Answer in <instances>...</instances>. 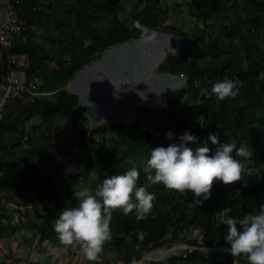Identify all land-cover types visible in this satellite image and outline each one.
I'll use <instances>...</instances> for the list:
<instances>
[{"label":"trees","instance_id":"1","mask_svg":"<svg viewBox=\"0 0 264 264\" xmlns=\"http://www.w3.org/2000/svg\"><path fill=\"white\" fill-rule=\"evenodd\" d=\"M72 1L78 33L67 36L71 39L68 46L61 45L58 55L60 71H52L50 78L46 75L49 72L48 62L56 56L44 45L37 46L28 40L27 45L15 51L29 55L31 66L28 75H38L44 81L38 87V92H56L52 97L37 95L33 102L34 108L40 111L44 119L42 126L49 132L44 142L52 140L50 125L63 112L76 126L79 143L89 150L87 169L66 177L73 183L74 179L82 177L92 182L94 191L105 176L123 173L135 166L140 169L138 184L156 193L152 208L143 217L138 216L135 209L127 214L120 209L112 211V240L108 250H116L124 256L125 264H130L133 258L139 262L144 254L158 248H169L185 241L197 245L196 237L191 235L186 240L185 236L188 232L192 234L196 231L210 246L228 247L223 240L227 226L220 221L219 210L228 206L232 209L231 215L239 218L249 212L259 211L260 205L264 204V0H197L191 15L203 25L200 34L189 38L183 33L185 39L182 50L177 56L169 58L162 67L163 70L169 68L175 75L186 74L190 80L167 109L153 115L145 130H141V122L148 113L140 114L136 124L127 130L112 123L90 129L87 108L80 103L77 95L63 87L109 47L141 37L142 30L134 21L139 20L141 24L157 31L161 16L167 10L160 5L161 0H145L143 10L137 11L133 24L128 25L114 16L117 12L114 0ZM241 1L251 10L245 16L234 13V17H227L229 12H236L240 8ZM15 3L19 13L34 26H43L44 18L51 12V5L39 10L41 4L38 0H15ZM218 17L231 21L229 24L217 23ZM111 18L114 24L103 33L99 24ZM172 30L178 31L175 28ZM68 54L70 61L65 64L63 59ZM206 60H210L209 63L202 66L200 62ZM205 75L210 79V83L204 87L207 88L204 91L194 88L193 80ZM224 77L240 81L237 96L219 99L211 92L213 83ZM190 98L194 102L188 108ZM10 129L19 133V138L15 142L13 156L0 159V190L28 192L33 204L38 206L45 200L42 197L45 188L49 187L52 191L61 184H55L51 175L53 171L39 165L27 150L18 151L26 135L24 126L20 131L17 122H0V133ZM186 129H191L199 138L198 142H203L209 132L218 131L221 141L252 149L250 157L237 155V159L245 163L242 178L230 184L214 179L210 197L199 205L193 202L194 194L190 191L180 193L166 188L161 182L150 184L143 170L151 147L163 144L155 132H161L164 145H167L170 142L166 136L168 130L176 133L173 139H178L179 134ZM116 130L118 136L115 137L112 133ZM96 136H101L103 143L94 147ZM119 143L125 147L124 151L120 149ZM141 155L144 157L140 160ZM74 191L73 186L68 187L71 206L78 203ZM53 197L63 207L60 193H54ZM43 218V238H59L52 220L47 216ZM141 232L144 233L143 238H140ZM184 253L181 251L162 261H150L148 264H234L235 260L231 254L213 259L200 250L189 252L186 257ZM237 263L249 264L244 255L237 257Z\"/></svg>","mask_w":264,"mask_h":264},{"label":"crops","instance_id":"2","mask_svg":"<svg viewBox=\"0 0 264 264\" xmlns=\"http://www.w3.org/2000/svg\"><path fill=\"white\" fill-rule=\"evenodd\" d=\"M46 1L51 5V12L47 17L51 18L53 22L43 20L41 24L43 26H34L27 33V36L31 43L37 46L44 45L50 53L56 56L55 59L48 62L49 72L46 75L50 78L52 71L58 72L61 70L58 55L61 51L62 43L68 46L71 39L67 36L78 32L76 30L74 10L71 8L72 0ZM123 1L114 0L117 7V12L114 16L121 21H125L128 25H132L135 13L142 10V8L137 7L136 10L122 14L120 3ZM172 1L174 3L177 2V0ZM178 1L181 5L185 4L188 8L187 11L182 8L184 15L186 12L191 11L189 7L192 9L194 5L192 6L191 4L195 2V0ZM38 3L41 4V0H38ZM166 16L167 13L161 16L155 40L146 41L141 36L130 42L119 43L109 47L102 55L96 57L90 64L78 71L73 79L63 87V89L67 90L66 87L71 84V90L67 91L77 95L80 103L87 108L90 129L112 123L127 130L125 127H130L129 125L133 127L140 114L148 113L147 115L153 118L156 112L167 109L170 105L168 101L173 99L170 95H176L181 90L183 81L180 76L173 74L167 66L168 69L165 70L162 67L169 58H173L180 53V42H182L181 39L184 34L186 35V32L173 31L172 29H177V27L171 25ZM196 22L199 27H203L202 23H198L197 19ZM113 24L114 21L111 18L108 22L100 23L99 27L103 33H106ZM69 61L70 55L68 54L63 59V62L68 64ZM39 93V96L52 97L56 92ZM27 99L24 98L18 102ZM55 120L51 127L52 134V128L55 123L59 122ZM4 122L5 124L17 122V126L22 124L25 128L23 117L11 123ZM43 124L44 122L41 125H34L31 130H40V136L36 139V144L30 137L32 149L44 144L45 136L49 134L45 127L42 126ZM0 134V159L8 156L11 158L19 133H15L14 129H10L4 130ZM42 136L43 138H41ZM21 149L22 147L20 146L18 151ZM51 175L54 178V183H60L61 186L52 191L49 187L45 188L42 196L45 200L40 202L38 206L33 204L28 192L23 190L18 192L0 190L5 192L8 197L12 196L10 204H6L8 200H0V264H93L92 261L84 256L79 242L65 245L59 238H43L41 234L44 226L42 224L44 221L43 217H49L54 224V214L58 216L59 212L64 208V205L60 207L56 201L48 200L47 195L50 194L53 197L56 192L61 193L60 191H62L63 193L65 190L67 192L70 186H73L75 190H78L82 185L92 187V182L87 183L82 177L74 179L75 183H73L72 180L66 177L69 176L67 174L53 172ZM45 177L46 174L44 179ZM63 197L62 195L61 200L65 204ZM71 203V198L69 197V206H71ZM37 211L38 214L36 213ZM187 234L196 235L197 238L202 237L198 231L192 234L188 232ZM109 242L110 240L105 242L103 251L108 253L111 264H125L123 255L110 256L115 250H108ZM49 244L53 245L54 250L58 253L57 256L50 254L48 251Z\"/></svg>","mask_w":264,"mask_h":264},{"label":"clouds","instance_id":"3","mask_svg":"<svg viewBox=\"0 0 264 264\" xmlns=\"http://www.w3.org/2000/svg\"><path fill=\"white\" fill-rule=\"evenodd\" d=\"M134 24L141 28L142 38L146 41L157 38L154 28L139 20ZM239 84L238 79L224 77L213 83L211 92L219 99L235 97L240 91ZM166 136L170 142L151 147L143 170L152 183L161 182L166 188L180 193L190 191L197 205L210 197L214 179L225 184L240 180L245 163L237 159V155L250 157L252 154V149L244 145L221 141L218 131L209 132L203 142H198L199 138L191 129L181 132L178 139H173L176 133L172 130H168ZM139 176L140 169L133 166L123 173L105 176L94 191L85 186L75 190L73 194L78 203L64 207L55 218L54 230L60 241L65 245L79 242L86 259L97 260L105 242L112 236L113 210L120 209L127 214L135 209L136 214L143 217L152 208L156 193L139 185ZM231 212L228 206L219 210V219L227 226L223 240L228 244V251L235 258L244 255L249 264H264V204L260 205L259 211L239 218ZM143 236L141 232L140 238ZM130 264L138 262L133 258Z\"/></svg>","mask_w":264,"mask_h":264},{"label":"built area","instance_id":"4","mask_svg":"<svg viewBox=\"0 0 264 264\" xmlns=\"http://www.w3.org/2000/svg\"><path fill=\"white\" fill-rule=\"evenodd\" d=\"M41 6H38L40 10L44 6L50 5L46 0H41ZM34 28V25L30 22L27 17L22 16L16 7L15 0L9 1L8 11L4 17L3 25L0 34V85L5 87L6 94L3 101L0 103V122L4 121L5 117L9 112L8 104L11 101H21L24 98H28L34 102V98L39 95L38 87L42 84L43 80L38 75H28V71L31 66L30 57L26 53L16 52L15 49H19L28 44L27 32ZM180 78L183 81V86L189 82L190 77L186 74H181ZM210 79L208 75L193 80V87L196 89L204 88ZM67 90H71V84L66 87ZM147 119L151 120L152 116L147 115ZM146 125H141V130H145ZM36 133H40L39 129L35 130ZM21 147L24 150L32 148L30 143V135L26 134L21 140ZM8 195L0 191V200H8ZM188 234H185L187 236ZM198 244L192 245L187 242H183L184 247L182 251H185L184 256L186 257L189 252L194 250H200L211 258L216 256H225L231 254L228 251V247H212L202 237L197 238ZM48 251L50 254L57 256V251L54 250L52 244L48 245ZM158 251V250H157ZM155 250L144 254L138 264H145L147 261L158 262L157 259L148 258L147 255H154ZM232 255V254H231ZM169 258V257H167ZM237 257L234 260V264L237 262ZM93 264H111V260L108 257L107 252H102L99 258L92 261Z\"/></svg>","mask_w":264,"mask_h":264},{"label":"water","instance_id":"5","mask_svg":"<svg viewBox=\"0 0 264 264\" xmlns=\"http://www.w3.org/2000/svg\"><path fill=\"white\" fill-rule=\"evenodd\" d=\"M9 1L0 0V31L8 11ZM5 94V87L0 85V103ZM8 108L9 112L4 121L11 123L23 117L26 134L31 132L34 125H41L44 122L40 111L34 108L33 101L30 99L22 102L11 101ZM57 117L60 120L52 128V140L36 148H31L27 152L47 170L67 175L82 172L88 167L89 150L79 143L77 128L69 121V117L65 116L63 112H60Z\"/></svg>","mask_w":264,"mask_h":264},{"label":"rangeland","instance_id":"6","mask_svg":"<svg viewBox=\"0 0 264 264\" xmlns=\"http://www.w3.org/2000/svg\"><path fill=\"white\" fill-rule=\"evenodd\" d=\"M172 0H161V6L163 7V8H165V10H167V16H166V19L168 18L169 19V21H170V24L171 25H175V27H177V32H179V31H185L186 32V34L188 35V36H198L199 34H200V27L196 24L197 22H196V19L191 15V11H189V12H186V14L184 15L183 13V9L182 8H184V9H186V11H187V7H186V5L184 4V5H181L180 3H179V1L177 0V2L176 3H174L173 1L171 2ZM195 2H196V4H195ZM195 2L194 3H192L191 5L193 6V8H195L196 7V5H197V0H195ZM139 4H140V6H139ZM144 4H145V1L144 0H124L123 2H121L120 3V7H121V10L123 11V13L122 14H127V11H129V12H131V10H136L137 9V7H140V9L142 8V10H143V7H144ZM60 5V4H59ZM240 8L239 9H237V11L236 12H229V14H228V16L227 17H234V13H237V14H240V15H242V16H245L248 12H249V10H251V8H249L248 6H245V4L243 3V1H241L240 2ZM187 6H189L188 4H187ZM190 8V10H191V7H189ZM141 11V10H140ZM44 20L47 22V21H50V22H53L52 20H51V18L49 19L48 17H45L44 18ZM216 21H217V23H226V24H229V21H231V20H229V19H226V18H224V17H218L217 19H216ZM199 23V22H198ZM201 24V23H200ZM169 27V26H168ZM201 28H203V27H201ZM184 32V33H185ZM183 38L184 37H182V42H180L181 43V45H180V51L182 50V47H183V44H184V41H183ZM185 39V38H184ZM209 61L210 60H206V61H201L200 63H201V65L203 66V65H206V64H208L209 63ZM172 95V94H171ZM170 95V97L172 98L173 97V99H175L176 98V95L175 94H173L172 96ZM171 101V100H170ZM170 101H168V104H170ZM194 102V99L193 98H190V100H189V102H188V108H190V105L192 104ZM55 121H59V119L57 118ZM149 121H148V119L147 118H145V119H142V125H146L147 123H148ZM53 124H54V122L53 123H51V125H50V128L53 126ZM130 127H125L126 129H129V128H131L132 127V125H129ZM18 129L21 131L22 129H23V126H22V124H18ZM124 127V126H123ZM117 132H118V130H116L115 132H113L112 134H114V136L116 137V136H118L117 135ZM30 137L32 138V140L34 141V144H36L37 143V138L40 136V134L39 133H36V131L35 130H33V131H31L30 133ZM47 136V135H46ZM155 136L157 137V138H159V140H160V142H163V144L165 143V141L162 139V136H161V132H155ZM107 137H109V134L107 135ZM41 138H43V136L41 137ZM101 143H103V138L101 137V136H96L95 137V143H94V147H96L98 144H101ZM20 144H21V142H20ZM45 144V143H44ZM91 145H89V147H90ZM119 147H120V149L122 150V151H124L125 150V147L124 146H122V144L121 143H119ZM93 150H94V148H92ZM144 156L143 155H141V157H140V160L143 158ZM149 181V180H148ZM87 183H90V182H88V181H86ZM149 183L150 184H154V183H151V181H149ZM157 183V182H156ZM82 185V184H81ZM83 186V185H82ZM86 187H88V185L86 186ZM61 193H60V196L62 197V195L64 196L63 197V199L65 200V204H64V207H68L69 206V197H68V195H67V192H66V190L65 191H63V193H62V191H60ZM52 194V193H51ZM11 198H12V196L11 197H9L8 198V201L6 202V204L7 203H11ZM47 198H48V200H53V201H55L54 200V198L52 197V195H47ZM67 205V206H66ZM55 215V218H56V214H54ZM54 218V219H55ZM189 237H191V235L189 234V235H187L186 236V240L187 239H189ZM194 237H196V235H194ZM196 239H197V237H196ZM111 240H112V236H111ZM185 242H187V241H185ZM182 245H184L183 244V242L182 243H177V245H173V246H171V247H166V248H158V249H155V251H156V253L157 252H162V251H167V253L166 254H162V253H160V254H158V255H156V256H153V258L154 259H157L158 261H162V260H164V259H167V257H171L172 255H176V254H178L179 252H181L182 251V249L184 248V247H182ZM158 250V251H157ZM149 253V252H148ZM155 253V254H156ZM119 254H118V252L115 250L114 252H112L111 253V255L110 256H112V257H117ZM166 255V256H165ZM147 256H149V255H147ZM219 257V256H218ZM150 261H147L145 264H148ZM157 262V261H156ZM237 264V263H236Z\"/></svg>","mask_w":264,"mask_h":264},{"label":"bare ground","instance_id":"7","mask_svg":"<svg viewBox=\"0 0 264 264\" xmlns=\"http://www.w3.org/2000/svg\"><path fill=\"white\" fill-rule=\"evenodd\" d=\"M160 253H162V254H166L167 253V251H160V252H157L156 254H154V255H149V256H146V259H148V258H153V256H156V255H158V254H160ZM166 256V255H165Z\"/></svg>","mask_w":264,"mask_h":264}]
</instances>
